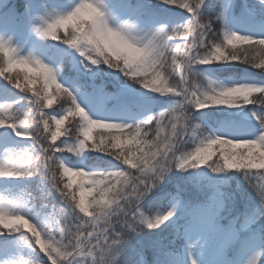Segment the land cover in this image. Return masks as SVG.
Returning <instances> with one entry per match:
<instances>
[{"label": "snow or ice", "instance_id": "snow-or-ice-1", "mask_svg": "<svg viewBox=\"0 0 264 264\" xmlns=\"http://www.w3.org/2000/svg\"><path fill=\"white\" fill-rule=\"evenodd\" d=\"M162 2L186 9L192 14V19L179 28L165 29L161 26L140 38L134 35V26L127 23L116 28L109 27L101 0H80L71 12L45 21L40 31L43 36L52 40L60 39L63 33V42L80 51L81 56L95 48V53L87 55L91 65L102 62L111 68H120L126 75L137 78L145 88L161 94L183 95L185 102H191L197 109L210 105L235 107L239 104H254L264 110L262 86L241 84L198 91L195 86L177 89L175 84L170 83L171 73L181 68L185 69L182 81L187 80V72L195 64L239 61L264 70V39L253 40L236 32L222 31L213 40L209 37L210 26L198 13L203 0H197L196 3H189L188 0ZM258 3L264 6V0H258ZM25 7L27 9L28 5ZM12 11L9 4L0 0V16ZM219 18L223 20V13ZM177 37L180 38V43H169L177 40ZM82 45L86 47L82 48ZM198 49L206 51L201 54ZM249 52H255L256 55L250 56ZM14 69H22V76L21 73L13 76ZM0 77L5 78L16 89L30 92L36 98L44 133L41 140L38 131L33 134L25 122L16 123L8 116L7 107L0 106V127L11 128L17 136L35 138L40 145V151L36 155L27 151L6 150V157L0 160V177L31 176L33 173L29 166L40 161L42 167L49 172L53 187L79 221L78 224H72L69 217H64V224L60 227L61 239L56 240L52 236L44 238L37 225L24 215L10 211L17 206L15 202L0 203V234L5 229L21 232L26 225L25 232L30 233L34 245L48 257L49 264H62L74 255L92 257L94 253L99 257L97 264H113L116 257L131 246V241L140 232L148 233V238L140 249L138 264H176L168 255V248L163 240L153 237L150 230L166 225L181 208L192 217L191 224L182 232L183 238L190 241L189 249L192 248L194 231L216 234L218 242L226 245L250 222L246 218L237 228L236 221L233 220L227 228L221 229L216 223V217L223 211L224 205L222 199L215 197L206 206L189 209L177 194L174 197L176 202L170 208L149 216L141 211L139 205L173 166L180 169L194 168L218 157L213 168L215 172L225 169L264 170V114H259L260 133L253 138H209L201 141L187 157H178L175 153H169L172 152L173 137L182 135L184 121L188 119L183 105H177L167 115L160 113L155 119L154 129L152 125L144 128L140 124L127 125L89 119L75 103L72 93L57 83L53 69L39 60L17 57L15 50L4 39H0ZM35 84H40L41 87L34 88ZM96 90L102 92L103 86ZM254 93L258 95H253ZM61 95L71 100L72 106L66 108L58 118L45 117L44 109ZM70 117L81 122L77 149L91 147L113 156L125 168L90 174L68 167L56 159L54 154L62 149L54 145L58 137L65 134L67 129L63 126ZM152 120L153 117L150 116L144 124L148 125ZM93 129L114 131L98 132L97 139L92 135ZM258 175L264 181V172H258ZM256 194L264 205V185ZM202 236L198 234L195 239L199 240ZM250 243L254 244L255 241ZM114 249L115 254L106 262V255ZM188 264H197L190 252ZM247 264H257V256H253Z\"/></svg>", "mask_w": 264, "mask_h": 264}, {"label": "trees", "instance_id": "trees-1", "mask_svg": "<svg viewBox=\"0 0 264 264\" xmlns=\"http://www.w3.org/2000/svg\"><path fill=\"white\" fill-rule=\"evenodd\" d=\"M38 1L41 5L47 3V0ZM128 2L130 5H138L143 15H147L167 25V29L179 28L192 19V14L186 9L174 5H166L162 0H128ZM188 2L196 3L197 0H188ZM222 2L223 0H203V3L198 9L200 18L205 20L211 28L209 37L213 40H216L217 36L224 30L218 13ZM243 2L244 0H231L233 13L240 22H243L245 16L244 12L240 9ZM11 3H13L14 11H16L21 19L26 10L25 5L27 4V0H10L9 4ZM43 7L45 8V6ZM45 10H49L47 6ZM36 37L41 51L46 56H58L62 48H65L63 51L64 56L58 66L62 74L60 78V85L62 87L68 90L69 86L77 87L84 94L88 95L93 102L98 99V97H94L93 91L101 85L103 86V93L105 95L113 93L116 95L115 98L121 95H128L129 97L123 99V105L128 116L134 117L137 112L145 108L151 110L153 120L149 121L148 125H145L144 121L141 120H137L133 124H140L144 128L152 125L154 129V122L159 117L160 111L166 110V113H168V110H170L164 98L171 97L172 94L165 93L159 95V93L145 88L142 83L138 82L137 78L132 77L130 74L126 75L125 71H122L120 68H111L102 62L91 65L90 68H86L85 66L81 67V69L74 67L71 61V55L67 53L70 51V47L66 46L68 44L63 42V33H61V37L58 40H52L43 35H37ZM175 39L177 40L171 41V44L180 43L179 37ZM198 51L203 54L206 49H198ZM249 55L255 56L256 53L249 52ZM89 61L91 62L90 59ZM257 62H259V59ZM184 72L185 69L183 68L172 72L169 76L170 83L175 84L177 88L195 86L196 90L201 91L205 83L204 77H211L229 82L238 80L256 81L260 83V86L264 87V70L254 68L247 63L239 61H221L192 65L187 72L188 79L182 81ZM17 73H21V76L23 74L22 72L14 70L12 75L15 76ZM33 87L38 88L41 85L35 84ZM150 90L156 94L154 96H147L146 93ZM140 93L143 95H139ZM253 95L258 94L255 93ZM0 98L7 101L5 105L7 107V114L12 120L16 123H20L21 121L25 122L29 130L33 134L38 131L41 140H43L44 133L43 126L40 123L41 116L37 111L36 98L30 92L16 89L5 78L0 77ZM72 98L74 99L73 95ZM115 98L104 102L105 108L108 111L113 112L117 108L118 105ZM183 99L185 100L184 97ZM188 104V102H185L183 107V111L188 114V119L184 121L183 133L182 135H177L179 138L173 146V152L177 153L175 155H180L181 157H187L192 153L198 146L199 139L208 133V127L204 126V123L207 122L209 127L212 128H221L227 125V128L230 129L228 131L241 129L247 131L251 128L258 129L260 127L259 114H264V110L260 109L257 105L240 104L241 111L238 112L241 114H217L214 110L216 106L210 105L207 107L208 111H206V114L202 116L198 111L189 114L191 105ZM71 106L72 101L61 95V97L53 101L52 105L44 109L45 117L52 118L61 116L64 114V110ZM120 106L122 105L120 104ZM186 106L188 111L186 110ZM80 126L81 122L76 118L70 117L69 120L65 121L63 127L67 130L63 136L58 137L54 145L62 149V151H57L54 154L55 158L60 162L61 160H65L72 166L76 165V156L68 150V145L79 140ZM3 131L11 132L12 129L0 127V133ZM98 132L101 131L95 132L93 136L96 137ZM96 138L99 139V137ZM28 140L30 143L28 152L33 155L38 154L40 145L36 143L35 138H28ZM217 160L218 157H213L209 162L202 165L198 164L194 168L180 169L176 166L171 167L164 176V179L155 185L151 192L141 200L139 205L141 211H144L146 216L155 215L157 211L165 210L171 202L175 201L174 197L177 194L180 195L182 201L188 202L189 204L193 203L192 201H203L205 197H197L195 186L193 185L196 180L201 179L197 178L201 175L204 178L213 179L220 184L224 201L222 215L225 216L222 222L224 224H228V221L231 220L244 222L247 218L252 225L257 229L259 228L260 244L264 248V205L261 204L256 194L261 186L264 185V181L259 179L258 172H264V170L225 169L220 172H215L213 168ZM82 164L84 167L99 173L123 170L125 168V165L113 156L95 151L91 147L84 148ZM29 170L33 174L31 176L20 177L19 183L6 193L13 195L21 190L31 204L41 205L45 203L51 205L53 207V216L56 219V225L55 228L50 230V233L57 240H60V227L64 224V217H69L72 224H78L79 221L70 211L67 203L60 197L55 187H53L50 174L42 167L41 162L36 161L34 165L29 166ZM29 179H32V181H29ZM39 181L40 184L38 183ZM65 182H67L66 179ZM38 187H41L42 190L38 191ZM184 225L182 218L173 219L166 222V225L162 224L159 228L150 230V234L153 237H159L163 240L165 246L168 248V253H176L185 241L182 236ZM178 234H180L179 238H177ZM1 236L0 240L2 241L15 236L30 239L32 242L31 236L23 229L21 232H10L5 229ZM147 238L148 233L140 232L131 241V246L124 253L116 257L113 264H138L140 249ZM40 256L41 253L39 250L35 249L32 257H26L18 264H39L37 260H41ZM42 262L43 264H49V261ZM69 262L73 264V256L69 257L65 264H69Z\"/></svg>", "mask_w": 264, "mask_h": 264}, {"label": "rangeland", "instance_id": "rangeland-1", "mask_svg": "<svg viewBox=\"0 0 264 264\" xmlns=\"http://www.w3.org/2000/svg\"><path fill=\"white\" fill-rule=\"evenodd\" d=\"M10 0H4L5 3H8ZM80 0H65L62 1L58 6L54 7L51 10H45L47 5L42 7V5L39 2H35L34 0H28V7L25 10V13L23 15V28L24 31L21 34L16 33L18 30V24L15 18H9L11 14L7 13L4 16H0V39H4L8 42V45L15 50V55L17 57H24L29 59H36L41 61L42 63L49 66L51 69H53L55 78L57 83L60 84V81L58 82L59 78V70H57V62H59V59H61L64 56V49L62 48V51L58 54V56H55V60H50L49 58H44L42 55L38 53V50L40 46L38 45L37 41V35H42L40 29L43 27L45 21H50L51 19L55 18L59 15H65L69 12H71L76 4H78ZM103 11L105 12V19L109 25V27L116 28L119 27L122 24H129L134 26V35L137 37H144L145 34H148L152 31H155L159 27L163 25H154L152 23H139L137 20H131L129 16L125 15L123 12L119 11L117 6L114 3H108L105 0H101ZM244 5L247 6V12L251 15H257L260 16L258 19L253 20L252 24L253 26H246L243 30V33H240L236 31L235 28H229V31L236 32L239 35L242 36H249L253 40H259L264 39V6H261L258 3V0H244ZM49 8V7H48ZM223 13V20L224 23H226L227 27L231 24L230 23V7L228 1H225V3L222 6ZM235 23V22H234ZM165 29L167 27L164 25ZM69 46V45H66ZM72 50L74 58H72V63L74 67L81 66V63L84 62H90L87 58V55L85 53L84 56H81L80 51H78L76 48H73L69 46ZM41 49V48H40ZM69 53V52H67ZM90 65V64H89ZM15 71H19L23 73L22 69H14ZM13 70V71H14ZM205 83L204 87H202L201 91H208L210 88L215 87L217 89L219 88H226V87H232L237 86L241 84H252L257 85L251 82H244V83H226L221 81H216L214 79H211L209 77H204ZM258 86V85H257ZM177 89H181L180 87ZM72 92H75L72 90ZM95 94L100 97V99L96 100L95 102H92L89 97L86 95H83L81 92L77 91V95L79 96V101L77 105H79L82 110L85 112V114L88 116L89 119L93 120H101L102 122H110V123H117V124H127L131 125V121L125 119V121L122 120V118H114L113 120H109V118L102 116L101 111L104 108L103 100H110L113 98V95L107 94V95H101L100 92H98L95 89ZM147 96H154V92L151 90L148 91ZM255 94V93H254ZM139 95H143L140 93ZM159 95H162L159 93ZM145 96V95H144ZM102 97V99H101ZM166 100L170 110L177 107V105H183L185 100L183 99V95L177 96L173 95L168 98H164ZM188 105H191V109L189 114L194 113L198 111L202 116L206 114L207 107L197 109L194 104L191 102H188ZM5 102L0 101V106H4ZM216 108L215 113L219 114L222 113H239L238 111H241L240 104L235 107H229L227 105H215ZM168 110V112L170 111ZM186 110L187 106H186ZM161 113H165L167 115L166 110H161ZM118 115L124 114L125 115L126 110L124 106L120 107L117 110ZM139 118L146 117L145 111L138 114ZM120 117V116H118ZM149 117V116H148ZM207 125V122L204 123ZM97 131H103V132H111L114 130H107V129H93L92 135ZM209 133L203 135L199 141L198 145L201 141H206L209 138H215L220 137L224 139H251L254 136L258 135L260 133V127L258 129L251 128L250 130L243 131H236L234 133L227 132L226 126H223L221 128H216L213 130L208 131ZM178 136L173 137V146L176 144L175 141L178 140ZM77 142H74L70 145H68V149L72 148L73 150L71 152L74 153L76 156V165L72 166L68 164L67 162H62L66 166L83 170L87 173H99L97 171L90 170L83 166L82 164V154L84 152V149H77ZM28 146L29 142L27 138L23 136H17L14 134H10L9 132H6L5 135H0V160H3L6 155V150H19V151H27L28 152ZM173 146H172V152L169 153L171 155L173 152ZM22 148V149H21ZM177 154V153H175ZM178 157H181L180 155H177ZM178 173V172H177ZM200 180H196L193 185L195 186V192L197 197H205V199L202 201H192L193 203L184 202L186 206L189 209H195L197 207L206 206L208 203L213 201V198L222 199L223 200V192L220 188V184L210 178H204L201 175L199 177ZM67 180V178H65ZM78 179V178H77ZM20 177H0V203L7 204L8 202H15L16 207L10 209L12 213L24 215L27 219H29L32 223L37 225L44 238H48L49 236L55 237L53 234L50 233V230L55 228L56 225V219L53 216V207H47L46 204H31L25 194L20 190L17 191L13 195H8V192L11 188H14L17 183H19ZM27 180V179H26ZM29 181H32V179H29ZM40 184V182H38ZM75 186V184H74ZM40 190V188H39ZM176 201H173L170 207L175 203ZM204 202V203H203ZM169 207V208H170ZM186 215H184L185 213ZM179 214L182 216L184 215V221H187L185 227L191 224L192 217L190 214H188L185 209L181 208L175 217L179 216ZM219 216V215H218ZM218 216L216 218H218ZM172 219V220H173ZM250 223L247 225V229L250 228ZM184 227V228H185ZM24 231H27V226L24 225L22 227ZM7 230V229H6ZM203 235L201 239L196 240V235ZM30 235V233H29ZM244 236L247 239H242V241H246L243 245V248H241L237 254L231 258H226V252L230 248V245L233 243L235 239H237V236L228 244L221 245L218 240L214 243L215 239H217L216 234L213 233H204L202 234L199 231L193 232V240L192 248H188V244L190 241L186 240L184 241L183 246L178 250L177 257L170 255L175 261L176 264H188V254L191 253V256L193 259L197 261V264H247L248 260H250L253 256H257V264H264V249H260L261 245L259 244V236L255 235L252 232H248L247 234H244ZM0 234V238H1ZM56 239V237H55ZM57 240V239H56ZM224 240H227V237H224ZM255 241L254 244H251L250 241ZM117 248L119 246H116ZM37 247L34 245L33 242H31L30 239L21 238V237H15L13 236L10 239H7L5 241L0 240V264H18L21 262L24 258L30 257L33 255L34 250ZM38 249V248H37ZM39 250V249H38ZM40 261L37 260L39 264H43L42 261H49L48 257L45 255V253L41 252ZM115 254V249L111 250L105 257V261L109 260L112 255ZM69 259V258H68ZM99 257L94 255L92 257L89 256H80V255H74L73 256V264H97ZM66 261H63L62 264H65Z\"/></svg>", "mask_w": 264, "mask_h": 264}, {"label": "clouds", "instance_id": "clouds-1", "mask_svg": "<svg viewBox=\"0 0 264 264\" xmlns=\"http://www.w3.org/2000/svg\"><path fill=\"white\" fill-rule=\"evenodd\" d=\"M93 11H95V10L93 9ZM83 47H86V45H82V48H83ZM95 51H96L95 48H91V49H89L87 55L90 56V55H92L93 53H95ZM82 54H84V53H82Z\"/></svg>", "mask_w": 264, "mask_h": 264}]
</instances>
